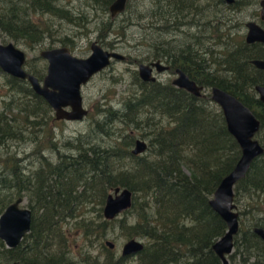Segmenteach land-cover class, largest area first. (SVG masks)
I'll list each match as a JSON object with an SVG mask.
<instances>
[{
    "label": "rangeland",
    "instance_id": "1",
    "mask_svg": "<svg viewBox=\"0 0 264 264\" xmlns=\"http://www.w3.org/2000/svg\"><path fill=\"white\" fill-rule=\"evenodd\" d=\"M261 1L234 0L228 5L224 0H166L167 16H176L175 4L185 7L178 15V32H166L160 28L162 23L154 20L152 11L156 8L151 9L150 0H129L125 13L114 20L109 12L101 11L95 0H58L75 16H84L83 29L65 20L31 14V19H43L49 26L39 44L31 48L24 39L0 34V44L13 43L23 51L26 71L36 72L41 79L46 75L47 63L40 53L50 49L67 47L73 56L85 59L91 53L90 44L96 41L125 59L112 61L81 88L86 117L56 122L55 113L47 106L46 128L20 122L16 115L24 95L10 92L7 75L0 70V215L17 198L23 200L22 208L29 209L32 191L42 180H48L46 163L56 164L62 155H84L85 168L77 190L78 214L73 221L62 224L66 248L61 251L66 264H198L207 255L204 246L216 243L227 230L226 223L222 219L214 223L198 201L213 199L218 178L241 156L237 143L232 146L234 138L225 135L224 115L212 101L211 91L233 87L236 95L251 104L259 98L256 87L262 85L264 70L252 62L264 61V44L246 45L244 40L247 23L254 22L264 30ZM130 15L133 22L127 21ZM109 21L111 31L103 32L101 25ZM65 36L74 38L67 46L59 42ZM158 41L169 42L172 48L158 55ZM110 43L113 48H109ZM180 46L184 50L176 51ZM156 55L169 71H154V81L144 82L139 65L155 63ZM199 56L205 60L206 73L200 79V96L195 97L174 86L173 81L175 69L192 68L196 65L194 57ZM192 103L198 111L195 120L186 124L183 120ZM262 123L255 139L264 147V119ZM137 141L145 149L132 155ZM7 161L17 165L19 175L6 167ZM108 173L115 175L110 177L114 187L106 184ZM19 180L31 184L32 189L21 192ZM122 181L130 186L131 204L108 220L103 214L106 199L115 189H127L119 185ZM182 185L187 186L186 192ZM232 204L238 216V232L231 253L225 255L226 264H241L244 260L264 264V242L259 239L261 244L253 233L255 228L264 229V154L234 186ZM161 217L165 219L161 226L150 225ZM176 226L190 230L193 252L168 250L160 243L158 237H172ZM131 240L143 244L142 251L123 257V247ZM106 243L114 244L113 248ZM196 247H200L198 252ZM7 250L0 241V262L2 251ZM207 260L201 264H208ZM217 261L223 264L218 257Z\"/></svg>",
    "mask_w": 264,
    "mask_h": 264
},
{
    "label": "trees",
    "instance_id": "2",
    "mask_svg": "<svg viewBox=\"0 0 264 264\" xmlns=\"http://www.w3.org/2000/svg\"><path fill=\"white\" fill-rule=\"evenodd\" d=\"M113 1L114 0H95V4H99L101 11L107 14L109 12V7L111 6V3ZM150 1L152 2L151 9L153 10V8H156L152 11L154 20L162 23V27L160 28L162 30H165L166 32H176V26L178 25V19L180 18L179 16H181V13L185 9L184 5H181L180 3L175 4L173 10H175L174 12H177L176 16H167V7L164 6L166 0ZM57 2L58 0H0V34H4L14 39H24L28 41V45H31V48L32 45L39 44L44 38V33L49 31V26L46 22H44L43 19L39 18V21H34L33 19H31V14H36L39 17L46 16L47 19L57 18L60 20H65L67 23L76 27V29H83L84 16L81 14L79 16H75L74 13H72L68 9H65V7L59 5ZM141 15L142 14L139 15V18L141 17ZM132 19V15H130L127 21L133 22ZM170 20L172 21L170 22ZM111 25L112 22L110 23L109 21L105 24H102L101 29L105 30L103 32L111 31ZM105 35L106 34H103L102 36L104 37ZM102 36L100 37L101 40H103ZM73 39L74 38L71 39L70 37L65 36L61 38L59 42H61L63 46H67L71 44V42H73ZM196 40H198V36H196ZM108 45L109 48H113V43H110ZM155 45L159 50L158 55H162L164 53V50L172 48V45H170L169 42L164 41H158ZM183 50L184 49L181 46L176 49V51L180 52H182ZM192 51L194 52L196 50ZM192 51L190 52V55L194 56ZM153 58H156L155 61L157 62L159 61L158 58L161 57H157L156 55L153 56ZM194 58L195 60L193 62L196 65L192 66V68H183L182 70L190 77V79L194 80L197 83H200L202 75L206 73L204 62L205 60L200 56ZM29 73L39 79L41 78V75H38L32 70ZM6 77L8 78L7 86L10 92L14 94L23 93L24 95V99H22V101L20 102V107L18 108V113L16 115L20 118V122L31 127L40 126L46 128V113H44L45 108H47L46 103L40 97L34 94V92L26 82L11 78L8 75ZM260 83L264 85V79H261ZM220 89L227 91L229 94L235 96L245 106L250 108L260 121L261 125H263L262 121L264 119V105H262L257 100L254 104L249 103L246 98H242L240 97V95H236L235 88L233 87H221ZM197 111L198 110L196 106L192 103V105H190V107L186 111L183 120L184 123H192V120H195ZM225 135L227 137H229L230 135L227 129L225 130ZM232 141H234V139H232ZM232 146L236 147L235 141L234 145L232 144ZM85 158L86 156L84 155H81L79 157H68L62 155L59 157V161H57L56 164H45V170L48 180H42L40 182V186L36 190L32 191L34 201L32 200V198H28L29 209L32 211L30 232L23 238L21 244L17 248L2 251L3 260L2 262H0V264L67 263V260L64 257V253L61 251L62 249L66 248V233L62 230V224H65V222L73 221L78 214V181L80 178V173L82 172V168H85ZM255 163L253 164L252 168L255 167ZM234 166L218 178L216 182V188L218 187L221 180L233 170ZM6 167L10 168V171L14 175H19L20 170L18 169L16 164H10L9 161H7ZM155 173V170L152 169V174ZM114 176L115 175L109 173L108 175H105V177H107V185H110L111 187L115 186L110 179V177L112 178ZM21 182L22 181L19 180L18 184V189H20L21 192L30 191L32 189L31 184H24V182ZM119 185L130 190V186L127 185V182L122 181L119 183ZM182 187L185 189L184 192H186L187 186L182 185ZM199 201L198 203L200 204L201 208H205V210L210 213L213 218L212 221L214 223H216V221H220V217L211 211L209 201ZM164 221L165 219L161 217L159 219L153 220V224L151 222V224H149L153 226H161ZM102 227H104V224L102 225ZM143 234L148 235L150 234V232H145ZM137 235H139V233ZM223 235H221V237ZM158 238L160 243H162L163 246H165L168 250H176L180 253L188 252L189 250L191 252L194 251L192 248L193 238L190 234L189 229L185 230L181 229L179 226H176V233L172 237L167 239L165 238L164 240L163 238ZM254 238L257 237L254 235ZM257 239L261 244L263 243L261 240H259V238ZM213 245L207 243V246H204V250H207V255H203V257L199 259L198 264H201L207 259L208 264H219V262L217 261V257L212 250ZM199 250L200 247H196V252H198ZM248 263L249 262L247 260H244L241 264ZM116 264L119 263L116 262ZM251 264H259V262L254 261Z\"/></svg>",
    "mask_w": 264,
    "mask_h": 264
},
{
    "label": "water",
    "instance_id": "3",
    "mask_svg": "<svg viewBox=\"0 0 264 264\" xmlns=\"http://www.w3.org/2000/svg\"><path fill=\"white\" fill-rule=\"evenodd\" d=\"M226 4H233L234 0H224ZM127 0H115L109 7L111 18H115L125 10ZM260 19L264 21V0L260 2ZM247 34L245 42L248 45L264 44V30L258 24L249 22L246 24ZM90 56L85 59L74 57L66 47H60L42 51L40 57L46 61V75L39 81L33 75L24 70L26 62L25 53L16 48L13 43L0 44V69L2 73L11 78L24 81L29 84L35 95L40 97L46 105L55 113L58 121H79L86 117L88 112L83 108L81 87L95 74L104 70L111 61L122 60L118 53L105 51L96 42L90 45ZM258 69L264 70V61L252 62ZM162 72L167 68L160 63L139 66V75L144 82H153L151 68ZM176 78L173 85L179 89L190 92L195 97L200 96L201 88L191 80L182 70H176ZM256 91L260 95V101L264 102V86H257ZM212 101L218 105L224 115L226 128L234 138L241 150V156L233 170L226 175L216 188L213 199L209 206L220 219L226 223V232L212 247L214 254L226 264L225 255L231 253L233 239L238 232L237 214L233 202V188L244 179L252 163L264 154V147L256 139L260 129V121L251 111L235 96L228 92L213 88L211 91ZM133 155L141 153L145 145L136 142ZM131 192L128 189H115L113 195L106 199L103 210L104 217L112 220L116 215L125 211L131 204ZM23 200L17 198L9 204L0 215V240L8 249L17 248L23 238L31 229L32 211L22 208ZM264 242V230H253ZM113 248L112 243H106ZM142 251V245L136 241H128L122 250V256H131Z\"/></svg>",
    "mask_w": 264,
    "mask_h": 264
},
{
    "label": "flooded vegetation",
    "instance_id": "4",
    "mask_svg": "<svg viewBox=\"0 0 264 264\" xmlns=\"http://www.w3.org/2000/svg\"><path fill=\"white\" fill-rule=\"evenodd\" d=\"M114 1H115V0H114ZM114 1H113V2H114ZM128 1H129V0H127V2H126L125 10H124L121 14H119L118 16H120V15H122V14L125 13V11H126V9H127L126 7H127V5H128ZM113 2H112V3H113ZM224 2H225V1H224ZM260 8H261V7H260ZM118 16H116V17H118ZM116 17H115L114 19H116ZM260 20H261V19H260ZM262 22H263V21H262ZM246 29H247V28H246ZM244 41H245V40H244ZM95 42H96V41H95ZM96 43H97L98 45H100L98 42H96ZM245 44H246V42H245ZM258 44H259V43H257L256 45H258ZM246 45H248V44H246ZM252 45H255V44H252ZM66 48H67V47H66ZM68 49H69V48H68ZM69 50H70V49H69ZM90 51H91V50H90ZM89 56H90V55H89ZM74 57H75V56H74ZM87 58H88V57H87ZM122 60H125V59L123 58ZM113 61H114V60H113ZM115 61H116V60H115ZM117 61H120V60H117ZM111 62H112V61H111ZM111 62H110V64H111ZM25 63H26V62H25ZM110 64H109V65H110ZM109 65H108V66H109ZM108 66H107V67H108ZM139 66H140V65H139ZM148 66H152L151 63H150ZM107 67H106V68H107ZM163 67H165V66H163ZM165 68H167L166 70H164L165 72H166V71H169L168 67H165ZM151 69H152L151 75L153 74L154 71H157L156 68H154V67L151 68ZM24 70L26 71V69H25V64H24ZM176 70H177V69H175V74H176ZM261 70H262V69H261ZM164 71H162V72H164ZM26 72H27V71H26ZM157 72H158V71H157ZM183 72H184V71H183ZM28 73H29V72H28ZM184 73H185V72H184ZM29 74H30V73H29ZM185 74H186V73H185ZM30 75H32V74H30ZM176 75H177V74H176ZM186 75H187V74H186ZM33 76H34V75H33ZM93 76H94V75H93ZM93 76H92V77H93ZM187 76H188V75H187ZM34 77H35V76H34ZM92 77H91V78H92ZM188 77H189V76H188ZM36 78H37V77H36ZM91 78H90V79H91ZM189 78H190V77H189ZM37 79H38L39 81L42 80L41 78H40V79L37 78ZM90 79H89V80H90ZM89 80H88V81H89ZM191 80H192V79H191ZM193 81H194V80H193ZM87 83H88V82H87ZM87 83H86V84H87ZM86 84H85V85H86ZM196 84H197L198 87H200L201 90H202V87L199 86V83L196 82ZM83 86H84V85H83ZM83 86H82V87H83ZM261 86H264V85H261ZM82 87H81V88H82ZM256 92H257V91H256ZM257 93H258V92H257ZM258 95H259V94H258ZM256 100L259 101L262 105H264V102H261V101H260V95H259V98L256 99ZM82 105H83V102H82ZM54 121H56V120H55V114H54ZM79 121H80V120H79ZM56 122H57V121H56ZM15 200H16V199H15ZM15 200H14V201H15ZM14 201H12V202H14ZM12 202H11V203H12ZM11 203H10V204H11ZM253 233H254V232H253ZM254 235H255L256 237H258L256 234H254ZM259 239H260V238H259ZM113 245H114V244H113Z\"/></svg>",
    "mask_w": 264,
    "mask_h": 264
},
{
    "label": "bare ground",
    "instance_id": "5",
    "mask_svg": "<svg viewBox=\"0 0 264 264\" xmlns=\"http://www.w3.org/2000/svg\"><path fill=\"white\" fill-rule=\"evenodd\" d=\"M111 4H112V3H111ZM33 10H34V9H33ZM36 12H37V11H36ZM111 19L114 20V18H111ZM92 43H94V42H92ZM92 43H91V44H92ZM91 44H90V45H91ZM100 46H101V45H100ZM101 47H102V46H101ZM102 48H103V47H102ZM103 49H104V48H103ZM104 50H105V51H108V50H106V49H104ZM108 52H114V51H108ZM114 53H116V52H114ZM156 63H160V62L157 61V62H155V63H153V64H156ZM151 65H152V64H151ZM0 70H1V69H0ZM1 71H2V70H1ZM156 72H157V71H156ZM5 75H6V74H5ZM152 77H153V76H152ZM155 81H156V80H155ZM187 94H188V93H187ZM132 155H133V154H132ZM138 155H139V154H138ZM115 218H116V217H115ZM115 218H114V219H115ZM262 229H263V228H262ZM263 230H264V229H263ZM0 241H1V240H0ZM142 245H143V244H142ZM133 257H134V256H133Z\"/></svg>",
    "mask_w": 264,
    "mask_h": 264
}]
</instances>
